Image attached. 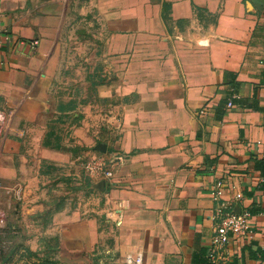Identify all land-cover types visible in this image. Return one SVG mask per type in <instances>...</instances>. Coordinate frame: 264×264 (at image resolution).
Listing matches in <instances>:
<instances>
[{
  "label": "crops",
  "instance_id": "crops-1",
  "mask_svg": "<svg viewBox=\"0 0 264 264\" xmlns=\"http://www.w3.org/2000/svg\"><path fill=\"white\" fill-rule=\"evenodd\" d=\"M71 1L104 36L80 91ZM0 124V192L23 215L80 157L115 162L95 179L103 219L56 216L64 254L212 264L221 182L252 214L221 264H264V0H0Z\"/></svg>",
  "mask_w": 264,
  "mask_h": 264
},
{
  "label": "rangeland",
  "instance_id": "rangeland-1",
  "mask_svg": "<svg viewBox=\"0 0 264 264\" xmlns=\"http://www.w3.org/2000/svg\"><path fill=\"white\" fill-rule=\"evenodd\" d=\"M70 4L68 67L64 82L69 88L71 85L80 91L89 62L95 60L104 36L89 8H84L81 2L71 1ZM76 162L70 166V175L58 174L49 183L41 197V212L20 214L18 199L10 201L0 192V212L6 214L0 224V264H128L127 259L118 263L115 257L103 254L86 258L63 253L58 213L77 210L100 219L104 217L101 211L103 194L94 186L96 181L83 169L81 160Z\"/></svg>",
  "mask_w": 264,
  "mask_h": 264
},
{
  "label": "built area",
  "instance_id": "built-area-1",
  "mask_svg": "<svg viewBox=\"0 0 264 264\" xmlns=\"http://www.w3.org/2000/svg\"><path fill=\"white\" fill-rule=\"evenodd\" d=\"M232 106V102L228 103ZM2 126L0 124V134ZM83 169L91 178H107L114 176V161L108 160L100 155L92 153L85 157H80ZM218 189L215 194L217 208L214 215L215 227L211 239L209 259L212 264H221L225 260L224 253L230 242L234 239H240L248 236L252 228V214L248 210L238 211L235 206H231L221 201L223 185L217 184ZM1 187V184H0ZM242 198L241 194L237 199ZM5 220V214L0 212V224ZM128 264H142L141 256H129Z\"/></svg>",
  "mask_w": 264,
  "mask_h": 264
},
{
  "label": "trees",
  "instance_id": "trees-1",
  "mask_svg": "<svg viewBox=\"0 0 264 264\" xmlns=\"http://www.w3.org/2000/svg\"><path fill=\"white\" fill-rule=\"evenodd\" d=\"M255 167L260 172L261 176L264 177V159H257L255 161Z\"/></svg>",
  "mask_w": 264,
  "mask_h": 264
},
{
  "label": "water",
  "instance_id": "water-1",
  "mask_svg": "<svg viewBox=\"0 0 264 264\" xmlns=\"http://www.w3.org/2000/svg\"><path fill=\"white\" fill-rule=\"evenodd\" d=\"M97 149H101V146H99ZM238 211H240V210H238Z\"/></svg>",
  "mask_w": 264,
  "mask_h": 264
}]
</instances>
